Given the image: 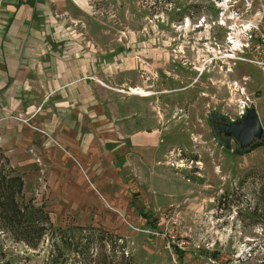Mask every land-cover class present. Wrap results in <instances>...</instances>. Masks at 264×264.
Masks as SVG:
<instances>
[{"label":"rangeland","instance_id":"374dc122","mask_svg":"<svg viewBox=\"0 0 264 264\" xmlns=\"http://www.w3.org/2000/svg\"><path fill=\"white\" fill-rule=\"evenodd\" d=\"M35 1L42 16L51 2L52 30L80 44L117 126L147 139L130 157L128 205L100 199L94 220L55 205L0 149V197L20 214L18 225L0 222V264H264V146L238 155L211 123L213 114L236 120L249 99L264 127L263 72L226 41L241 20L264 23V0L249 11L243 0ZM38 24L51 37L44 16Z\"/></svg>","mask_w":264,"mask_h":264},{"label":"crops","instance_id":"0c3cea01","mask_svg":"<svg viewBox=\"0 0 264 264\" xmlns=\"http://www.w3.org/2000/svg\"><path fill=\"white\" fill-rule=\"evenodd\" d=\"M4 2L11 20L0 27V149L28 184L46 185L58 207H81L94 220L104 212L100 199L118 205L124 197L127 206L130 157L146 136H130L106 111L111 103L98 101L80 44L52 30L51 2L43 14L51 37L38 24L36 1Z\"/></svg>","mask_w":264,"mask_h":264},{"label":"water","instance_id":"95a60500","mask_svg":"<svg viewBox=\"0 0 264 264\" xmlns=\"http://www.w3.org/2000/svg\"><path fill=\"white\" fill-rule=\"evenodd\" d=\"M211 123L214 134L222 144L234 142L236 153L242 155L264 146V127L255 104L251 103L236 120L213 114Z\"/></svg>","mask_w":264,"mask_h":264},{"label":"built area","instance_id":"2783aa9c","mask_svg":"<svg viewBox=\"0 0 264 264\" xmlns=\"http://www.w3.org/2000/svg\"><path fill=\"white\" fill-rule=\"evenodd\" d=\"M253 0H243V9L252 10ZM228 44L235 47L237 43L240 45L239 50L252 53L253 59H240L242 62H250L258 66L263 72L264 79V23L262 21H253L250 19L241 20L237 31H230L226 36ZM247 82V81H246ZM251 101L248 99L240 105L239 115L241 116L245 108L249 106Z\"/></svg>","mask_w":264,"mask_h":264},{"label":"trees","instance_id":"16d2710c","mask_svg":"<svg viewBox=\"0 0 264 264\" xmlns=\"http://www.w3.org/2000/svg\"><path fill=\"white\" fill-rule=\"evenodd\" d=\"M19 181L18 183H22L21 179L14 178L13 180H6L5 178H1V183L9 185L11 182ZM4 192H0V195H2ZM15 211V213L12 215V211ZM20 214L18 213V206L15 203L14 200H9L8 196H5V199L0 197V222L3 220V217L8 219L9 224L12 225H18L20 223L19 221ZM8 226V223H6V227ZM13 229V228H12Z\"/></svg>","mask_w":264,"mask_h":264},{"label":"bare ground","instance_id":"6f19581e","mask_svg":"<svg viewBox=\"0 0 264 264\" xmlns=\"http://www.w3.org/2000/svg\"><path fill=\"white\" fill-rule=\"evenodd\" d=\"M134 93L143 95L145 92L143 90H141V89H137V90H134ZM144 96H147V95H144ZM243 103L244 102H242V104Z\"/></svg>","mask_w":264,"mask_h":264}]
</instances>
